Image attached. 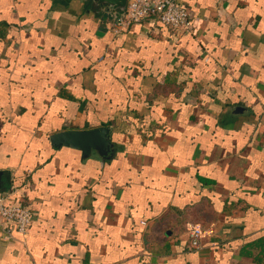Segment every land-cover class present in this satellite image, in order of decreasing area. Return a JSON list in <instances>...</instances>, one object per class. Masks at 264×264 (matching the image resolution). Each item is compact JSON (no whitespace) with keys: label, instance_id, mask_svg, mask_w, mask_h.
<instances>
[{"label":"crops","instance_id":"crops-1","mask_svg":"<svg viewBox=\"0 0 264 264\" xmlns=\"http://www.w3.org/2000/svg\"><path fill=\"white\" fill-rule=\"evenodd\" d=\"M178 1L192 33L0 0L5 202L35 216L0 264H264V0ZM100 126L105 159L49 139Z\"/></svg>","mask_w":264,"mask_h":264},{"label":"built area","instance_id":"built-area-1","mask_svg":"<svg viewBox=\"0 0 264 264\" xmlns=\"http://www.w3.org/2000/svg\"><path fill=\"white\" fill-rule=\"evenodd\" d=\"M161 24L181 33H192L193 16L186 5L178 0H127L125 12L114 18L116 31L143 23ZM7 195H0V225L5 227L13 222L19 233L25 235L34 221V212L23 205L6 204ZM8 236H11L6 228ZM188 240L192 247H200L203 228L193 225L188 229Z\"/></svg>","mask_w":264,"mask_h":264},{"label":"water","instance_id":"water-1","mask_svg":"<svg viewBox=\"0 0 264 264\" xmlns=\"http://www.w3.org/2000/svg\"><path fill=\"white\" fill-rule=\"evenodd\" d=\"M97 2L106 3L113 10L114 18L125 12L127 4V0H97ZM49 139L51 144L58 148L67 146L81 150L83 159L90 158L94 154L105 159L115 152L111 129L108 126L56 131ZM2 182L3 170H0V189Z\"/></svg>","mask_w":264,"mask_h":264},{"label":"trees","instance_id":"trees-1","mask_svg":"<svg viewBox=\"0 0 264 264\" xmlns=\"http://www.w3.org/2000/svg\"><path fill=\"white\" fill-rule=\"evenodd\" d=\"M86 2H87L88 5L90 4V2H89L88 0H86ZM108 10H110L111 12H113V10H112L111 8L108 9ZM105 12H106V11H105ZM111 16H113V14H111ZM9 183H10V182H9V172H7V171H3V182H2L1 189H0V191H1V190L4 191L3 194L6 192L8 186H9Z\"/></svg>","mask_w":264,"mask_h":264},{"label":"flooded vegetation","instance_id":"flooded-vegetation-1","mask_svg":"<svg viewBox=\"0 0 264 264\" xmlns=\"http://www.w3.org/2000/svg\"><path fill=\"white\" fill-rule=\"evenodd\" d=\"M90 4L94 5V9L97 12H101L103 14L105 13V11L107 12L108 9H110V7L106 3H98L97 0H91Z\"/></svg>","mask_w":264,"mask_h":264}]
</instances>
